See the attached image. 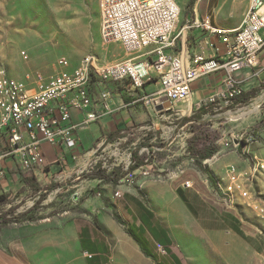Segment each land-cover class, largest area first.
<instances>
[{
	"label": "rangeland",
	"instance_id": "rangeland-1",
	"mask_svg": "<svg viewBox=\"0 0 264 264\" xmlns=\"http://www.w3.org/2000/svg\"><path fill=\"white\" fill-rule=\"evenodd\" d=\"M99 1L0 0V69L21 80L27 74H53L61 58L69 60L72 67L90 54L102 64L125 59L119 44L102 41ZM175 1L181 9L179 29L193 17L196 0ZM190 1L192 5H188ZM248 3L249 0H202L197 11L200 17L208 16L213 26L233 30L239 27ZM203 35L196 37L201 39ZM187 40L189 46L195 41L190 32ZM244 94L247 95L232 106L189 107V99L162 114H155L138 102L135 112L144 116L133 119L111 140L107 138L95 154L98 159L85 169L58 165L55 172L47 174V169L38 177V190L25 184L19 191L14 188L15 194L3 193L7 200L0 206V213L8 212L12 219L32 208L41 195L44 199L34 212L41 220L11 224L0 230V238L4 239L0 242L1 264H84L87 257L79 242L83 229L108 246L107 264H171L169 255L150 238L148 246L155 259L144 255L126 233L133 221L129 211L133 205L126 195L135 196L159 217L171 240V252L181 264H264V211L260 212L264 210V178L249 184L250 201L229 197L227 193L228 165L237 164L244 170L247 167L242 162L244 158L236 155V139L253 131L259 144L252 151L264 155V77ZM207 108V113L200 114ZM187 118L191 119L186 121ZM138 146L144 165L116 186L89 176L102 170L109 173L114 168L126 171ZM205 148L217 151L200 168L193 153ZM232 156L241 162L231 161ZM187 181L190 188L184 187ZM182 188L190 190L202 207L217 215H233L236 227L250 244L228 227L223 231L204 230L199 218L181 203L178 190ZM22 231L23 235L10 238L5 245L6 237ZM38 236H44L46 242L51 237L57 252L51 246H40L34 251L33 241ZM121 239L135 251L121 242L124 256H118ZM23 242H28V246L21 250ZM124 247L130 250L126 253Z\"/></svg>",
	"mask_w": 264,
	"mask_h": 264
},
{
	"label": "built area",
	"instance_id": "built-area-1",
	"mask_svg": "<svg viewBox=\"0 0 264 264\" xmlns=\"http://www.w3.org/2000/svg\"><path fill=\"white\" fill-rule=\"evenodd\" d=\"M201 1L196 0L193 17L178 29L181 9L175 0H100L102 41L119 44L125 59L102 64L90 54L72 67L61 58L53 74H27L21 80L0 69V163L11 160L23 174L42 176L48 168L43 143L56 150L60 167L68 165L64 152H72L77 160L79 131L98 123L110 109L111 92L96 89L94 82L126 83L131 90L143 92L137 102L162 114L188 102L195 82L220 73L225 88L211 95L206 105L214 109L234 105L244 95L238 74L250 70L254 77L255 70L264 71V0H249L239 27L233 30L213 26L208 16L200 17L197 4ZM187 32L195 38L190 46ZM201 33L203 38L198 39ZM153 81L157 88L145 93V85ZM159 106L162 109L156 110ZM71 109L83 113L79 122L72 121ZM234 144L236 150L242 148L247 167L228 165L227 193L247 202L249 184L264 178V155L251 150L259 144L251 130ZM5 181L0 166V189L6 187ZM184 187L190 188V182Z\"/></svg>",
	"mask_w": 264,
	"mask_h": 264
},
{
	"label": "crops",
	"instance_id": "crops-1",
	"mask_svg": "<svg viewBox=\"0 0 264 264\" xmlns=\"http://www.w3.org/2000/svg\"><path fill=\"white\" fill-rule=\"evenodd\" d=\"M213 42L216 43L215 38H213ZM126 57V55H125ZM257 73L253 77L252 72L250 70H244L238 74V79L241 82L242 89L248 91L249 89L253 88L257 83L264 77V71L260 72L258 69L255 70ZM96 89L106 88V90L111 92L112 98L110 101V109L108 112L103 116V118L96 124L90 125L86 129H82L79 131V140H80V149H79V158L77 160L72 159V152H64L65 158L68 160V167H73L74 169H85L88 165L93 163V160L98 157L95 156L96 150H98L104 143L105 140L112 135H115L118 130L122 129L126 125L130 124L133 119L138 118L141 119L144 114L137 113L136 106H134L137 102V98L143 92H135L131 90L126 83H107L104 86L99 85L97 82L93 83ZM158 86L157 82L153 81L147 83L144 88L145 93H151L154 89ZM225 88L223 83V75L220 73L210 75L205 77L197 82H195L192 86V95L189 107L192 105H199L201 104L203 107L212 105H206L207 99L215 94L217 91L223 90ZM71 118L73 122H79L83 118V113L78 112L77 110L71 109ZM256 146V145H255ZM42 148L45 154L46 162L48 165V172L47 174H51L57 170L58 164L56 163L57 160V152L56 150L47 143L42 144ZM254 146L251 147L253 150ZM242 148H237L236 155L242 157ZM255 153V152H254ZM95 156V157H94ZM243 158V157H242ZM231 161L235 163H240L241 161L239 158L232 156ZM243 163L246 161L243 159ZM0 166L4 168L6 180L10 181V183L5 184L7 185L6 188L0 190V194L8 192H13L14 188L17 187L16 191L21 190L25 184L20 181L19 174L22 173L15 165V163L11 160H6L0 163ZM23 174V173H22ZM37 174H31L36 180H38ZM29 176V175H28ZM17 183V184H16ZM16 192H13L15 194ZM180 201L187 209V211L192 215L199 218L198 220L201 222V227L206 231H223L225 228H231L232 226H237V221L233 218V215L221 214L220 216L217 215L213 210H208L205 207H202V203L200 199L193 194L190 190H186L182 188L178 190ZM128 200L131 198H136L133 195H126ZM129 211L132 212L133 219L137 217V215L142 216L143 214L137 209L136 206L133 205V208L129 206ZM151 211V210H150ZM152 212V211H151ZM153 213V212H152ZM154 214V213H153ZM195 214V215H194ZM234 220H233V219ZM131 224H134L135 227H138L140 224L139 221H132ZM130 224V225H131ZM152 224L156 228H164L162 221L159 217L154 214V219ZM7 229V228H6ZM3 230V229H2ZM25 231L18 232L12 237H6L7 245L10 238L17 237L19 235H23ZM148 236V237H147ZM144 238L149 241V238L155 243L152 239L150 234L147 232L144 235ZM2 240V241H1ZM50 241L46 242V238L44 236H38L33 241V250L38 251L40 246L53 247L54 251L57 252V248L52 245V238H49ZM122 240V241H121ZM118 242L119 253L118 256H124L123 251L120 249V243L124 242L127 246L132 248L128 242L124 239H121ZM4 239L0 238V242H3ZM156 245V243H155ZM28 246V242H23L20 245V249L24 250ZM157 246V245H156ZM158 248L160 246H157ZM133 249V248H132ZM134 250V249H133ZM135 251V250H134ZM60 256V255H59ZM2 258L0 257V264ZM105 262V263H104ZM84 264H86V259H84ZM101 264H107L105 260L101 261ZM172 264V263H171Z\"/></svg>",
	"mask_w": 264,
	"mask_h": 264
},
{
	"label": "trees",
	"instance_id": "trees-1",
	"mask_svg": "<svg viewBox=\"0 0 264 264\" xmlns=\"http://www.w3.org/2000/svg\"><path fill=\"white\" fill-rule=\"evenodd\" d=\"M188 5H192V1L188 3ZM247 94H244L242 98H244ZM203 111V112H202ZM200 114H205L209 111V108L202 110ZM191 118H187L186 121H189ZM112 139V136L108 137V140ZM139 149L140 146L137 147V149L133 150L131 154V163L126 169V171L120 170V168H114L109 173H107L106 170H102V172L94 173L91 172L89 174L90 177L93 179H99L104 184H111L113 186H116L119 181L126 177L128 174L134 172L138 168L142 167L144 165L143 159L139 155ZM216 149L212 148H205L203 150H197L193 154L196 156L197 160L196 162L201 167V163L207 159H210L215 153ZM20 181L23 184H26L28 186H31L38 190V185L36 184V179L33 176H28L26 174H19ZM100 194V192H99ZM44 199V196L41 195L39 197V200L32 206V208L28 209L24 213L20 214L19 216L15 218H10L9 213H0V230L8 228L11 224H20V223H31L38 220H41V217H37L34 215V212L39 207L38 205L40 202ZM7 200L6 195H0V206L2 204H5ZM129 202L136 206L137 209L143 214L142 216L137 215L136 218H134V221H139L140 224L138 227H135L134 224H131L128 226L126 233L134 239V241L139 246L141 252L146 255L150 256L153 259H155L154 254L151 253L148 242L144 238L145 233L147 232L150 234L152 239L155 241L157 246H160L164 253L169 255L170 259L172 260V264H181L179 258L171 252L170 244L171 240L165 231L164 228H156L153 226L152 221L154 219V214L147 209L137 198H131ZM118 223L121 224V220L118 217L114 218ZM233 219V218H232ZM234 220V219H233ZM234 233H236L238 236H240L242 239H244L246 242H249V238L244 236L242 232L234 225L230 228ZM79 242L81 249L84 252H87L89 255H91L90 258L87 257L86 264H101L102 260H105L106 263L109 260V248L105 244V242L99 241L97 239H94L90 236L87 229L82 230V234L79 237Z\"/></svg>",
	"mask_w": 264,
	"mask_h": 264
},
{
	"label": "bare ground",
	"instance_id": "bare-ground-1",
	"mask_svg": "<svg viewBox=\"0 0 264 264\" xmlns=\"http://www.w3.org/2000/svg\"><path fill=\"white\" fill-rule=\"evenodd\" d=\"M255 109V107H253V110ZM124 252H126L127 253V251H125V250H130V248L129 247H124Z\"/></svg>",
	"mask_w": 264,
	"mask_h": 264
},
{
	"label": "water",
	"instance_id": "water-1",
	"mask_svg": "<svg viewBox=\"0 0 264 264\" xmlns=\"http://www.w3.org/2000/svg\"><path fill=\"white\" fill-rule=\"evenodd\" d=\"M166 107H167V106H166ZM160 109H162V107H160V106L156 108V110H160Z\"/></svg>",
	"mask_w": 264,
	"mask_h": 264
}]
</instances>
